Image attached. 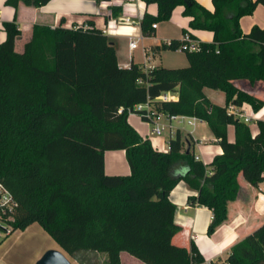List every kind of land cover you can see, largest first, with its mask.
<instances>
[{
    "label": "trees",
    "instance_id": "16d2710c",
    "mask_svg": "<svg viewBox=\"0 0 264 264\" xmlns=\"http://www.w3.org/2000/svg\"><path fill=\"white\" fill-rule=\"evenodd\" d=\"M50 0H7L41 7ZM157 3L146 12L145 35L154 23L169 20L184 6L188 28L213 32L200 49L183 48L189 64L145 68L118 63L107 33L90 26L35 25L22 52L16 50L21 29L5 21L0 43V183L17 203L14 228L40 223L81 264H122L127 250L149 264L207 263L194 241L190 248L173 243L182 226L175 222L170 193L185 181L197 194L187 202L213 212L208 234L230 220V208L242 190L241 176L252 186L264 181V121L253 134L249 122L231 111L249 103L255 111L264 100L238 85L264 82V27L241 28L264 0H213L209 9L197 0H144ZM118 17L121 6H112ZM188 28L185 33L197 39ZM183 36L155 49L178 50ZM205 87L221 90L224 105L213 103ZM166 92L178 99L158 100ZM150 102L158 111L207 122L223 153L205 164L186 145L180 130L169 150L154 148L130 124L135 105ZM122 109V111H120ZM235 140L229 139V126ZM189 142L193 144L192 139ZM107 150H125L130 173L108 174ZM222 264H264V222L235 243Z\"/></svg>",
    "mask_w": 264,
    "mask_h": 264
},
{
    "label": "crops",
    "instance_id": "0c3cea01",
    "mask_svg": "<svg viewBox=\"0 0 264 264\" xmlns=\"http://www.w3.org/2000/svg\"><path fill=\"white\" fill-rule=\"evenodd\" d=\"M6 1L0 0V43L7 38V32L3 26L5 21L16 19L21 29V35L17 38L15 45L19 52L24 50L26 42L31 39L35 25L55 27L62 23L66 27L87 28L90 22H93L95 27L107 33L109 40L115 44L118 63L122 67H128L132 63L145 68L158 65L172 67L171 64L164 62L163 58L164 52L170 49L155 48L173 38H181L183 29L188 28L190 20V17L183 14L184 6L179 5L169 20L156 23L157 27H154L153 33L145 35L141 28L143 16L146 12L157 14L159 8L157 3L147 4L144 0H50L41 7L20 3L16 9ZM197 1L209 9L214 8L213 0ZM112 6L122 7V12L118 17L112 16ZM125 19H128V22H125ZM240 24L246 33L255 24L264 27V5L259 4L253 14L243 16ZM189 31L197 37V41L210 42L213 40L214 34L209 30L189 29ZM177 33H180V36ZM134 40L138 43L136 48L130 45ZM238 85L264 100L263 81L252 84L241 80ZM206 88L208 87L204 90L210 100L219 104L214 98L215 95H208ZM170 93L178 96L175 92ZM225 102L226 95L224 104ZM231 111L243 119L249 117L253 134L258 133L257 121H264V106L259 111H255L249 103L245 102L241 107L232 106ZM128 120L144 138H149L154 148L158 150L168 151L170 138L176 135L177 130H180L187 147L191 148L205 164L212 162L215 155L223 153V148L207 122L199 118L184 116L180 121H173L172 131L166 130L162 135L153 134V125L139 113H130ZM204 128L207 130L204 131ZM198 129H202V134L197 132ZM171 132L174 134L172 135ZM189 139H192L193 144L189 142ZM202 139L204 142L199 144L198 141ZM229 139L235 140L233 125L229 126ZM105 169L108 174H129L131 169L125 150H107ZM241 185L239 198L231 204L230 220L214 233L208 234V226L213 218L212 210L203 206L190 205L187 197L190 194H197V190L192 189L185 181H180L170 193V200L175 204L174 220L182 226L181 231L174 236L173 243L190 248L191 241H194L207 263L222 264L225 262L231 247L264 222V194L261 193L264 181L258 186H252L242 177ZM46 232L38 222L32 223L25 229H16L0 242V264H37L49 249L61 250L72 264H81L69 255L57 241L42 245L40 248L37 243H33L34 249L31 251L33 237L35 235L45 236ZM49 234L48 232V236H52ZM105 261L106 252L99 251L98 264H106ZM121 262L122 264H149L127 250L121 252Z\"/></svg>",
    "mask_w": 264,
    "mask_h": 264
},
{
    "label": "built area",
    "instance_id": "2783aa9c",
    "mask_svg": "<svg viewBox=\"0 0 264 264\" xmlns=\"http://www.w3.org/2000/svg\"><path fill=\"white\" fill-rule=\"evenodd\" d=\"M125 22H128V19H125ZM153 27H157V24L154 23ZM183 39L186 44L182 45L179 50L183 48H189L191 50L200 49L199 42L194 39L190 33H185ZM131 47L136 48L138 43L136 40L131 42ZM158 100H171L178 99V96L172 94L170 92H166L157 97ZM135 110L143 111L145 115V120L150 122L153 125L152 133L155 135H162L166 130L172 131L173 121H180V119L184 118L185 115L179 114H169L162 111H158L154 108L153 104L150 102L139 103L135 105ZM122 111V109H120ZM130 113H133V110H129ZM245 120L249 122L251 119L249 117H245ZM172 135L174 132H171ZM204 142V139L199 140L198 143L201 144ZM196 158L199 159V156L196 155ZM261 193L264 194V188L261 189ZM17 203L13 199L11 193L8 189L0 183V242L14 232L16 229L14 228V216L13 213L15 211V207Z\"/></svg>",
    "mask_w": 264,
    "mask_h": 264
},
{
    "label": "rangeland",
    "instance_id": "374dc122",
    "mask_svg": "<svg viewBox=\"0 0 264 264\" xmlns=\"http://www.w3.org/2000/svg\"><path fill=\"white\" fill-rule=\"evenodd\" d=\"M175 32V31H172ZM209 34V32H207ZM175 34V33H174ZM178 36H180V33H177ZM140 50V49H139ZM164 62L171 64L170 66L172 67H184L187 66L189 64L187 55L185 53V51H177V50H166L164 52ZM206 91L208 93L209 96H214L215 95V100L216 102H218L219 104H224V99H225V93L223 91L220 90H214V89H210V88H206ZM202 129H198V133L202 134L201 132ZM204 131L207 130L206 128L203 129ZM114 174H121V173H114ZM242 179V176H241ZM47 234H45V236L43 235H35V237H33V239L31 241H33L31 244L32 248L31 251H33L34 249V244L33 243H37L38 248H40L42 245H49L52 243V241H56V239L52 236H48V232H46ZM50 235V234H49ZM4 239V238H3Z\"/></svg>",
    "mask_w": 264,
    "mask_h": 264
},
{
    "label": "water",
    "instance_id": "95a60500",
    "mask_svg": "<svg viewBox=\"0 0 264 264\" xmlns=\"http://www.w3.org/2000/svg\"><path fill=\"white\" fill-rule=\"evenodd\" d=\"M37 264H72V262L61 250L49 249L38 260Z\"/></svg>",
    "mask_w": 264,
    "mask_h": 264
}]
</instances>
